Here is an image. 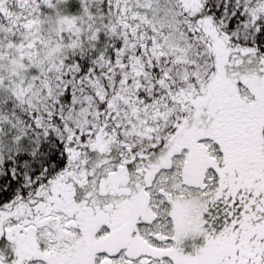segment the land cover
Wrapping results in <instances>:
<instances>
[{
  "label": "snow or ice",
  "instance_id": "1",
  "mask_svg": "<svg viewBox=\"0 0 264 264\" xmlns=\"http://www.w3.org/2000/svg\"><path fill=\"white\" fill-rule=\"evenodd\" d=\"M0 264H264V0H0Z\"/></svg>",
  "mask_w": 264,
  "mask_h": 264
}]
</instances>
